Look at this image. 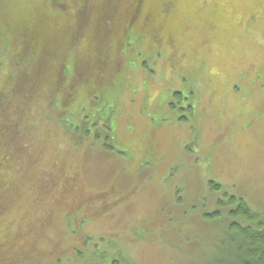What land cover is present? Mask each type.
<instances>
[{
	"label": "rangeland",
	"instance_id": "rangeland-1",
	"mask_svg": "<svg viewBox=\"0 0 264 264\" xmlns=\"http://www.w3.org/2000/svg\"><path fill=\"white\" fill-rule=\"evenodd\" d=\"M91 2L93 48L41 54L16 27L57 0H0L1 264H216L225 194L264 216V0Z\"/></svg>",
	"mask_w": 264,
	"mask_h": 264
},
{
	"label": "trees",
	"instance_id": "trees-1",
	"mask_svg": "<svg viewBox=\"0 0 264 264\" xmlns=\"http://www.w3.org/2000/svg\"><path fill=\"white\" fill-rule=\"evenodd\" d=\"M57 3H59L60 11L56 13L52 11L51 13V11L43 9L38 14H34V18L30 17L27 21L24 20L23 16L21 17V9L15 6L13 8L14 11L22 18L24 23H21V21V24L17 27L15 24H11L8 27V29L10 28L8 31L15 32L17 30L18 38L25 39L24 35L27 36L26 48L32 51L36 50V52L41 54H46L54 43H58L61 39L70 38V34L76 37L74 42L77 41L78 37H80V40L77 41L78 43L88 42L85 48L89 51V47L91 48L93 46V44L90 45L89 43H91V38L95 34L93 30L96 29V24L92 18L88 25L84 21H80V19L82 18L81 15L87 12L86 10H88L87 13L89 14L91 9L90 5L92 4L91 0H84L81 9H77L74 12L62 11L64 9L63 7L67 4V0H57ZM85 33H87L86 38ZM61 36L64 37L60 38ZM11 40L8 39V41ZM11 42L15 43V39ZM86 49L83 52L81 51L78 57V63H82V66H85V63L90 64V55L86 53ZM58 65L59 67L66 68V71H69V73L75 67L74 62L70 61L69 57L65 60L63 59V62ZM62 68L57 71L60 72ZM83 101L84 97L80 106L83 105ZM9 161H12L10 156H0V216L7 205L5 201L7 199V180L3 174L6 169H10L8 165ZM222 188L220 184L215 182H211L210 184L211 191H221ZM225 195L227 203L225 204L223 200H220L219 205L226 206L229 204L235 207V210L229 213V216L233 219L229 227L231 238L230 246L233 245V249L231 252L224 253L222 257L218 258L216 264H264V216L251 209L242 199L229 196L228 194ZM212 216L220 218L223 216V213L218 212L208 217L213 218ZM12 241L14 240H0V264L6 261L8 257L6 255L14 253L15 249H17L15 246H11Z\"/></svg>",
	"mask_w": 264,
	"mask_h": 264
},
{
	"label": "flooded vegetation",
	"instance_id": "flooded-vegetation-1",
	"mask_svg": "<svg viewBox=\"0 0 264 264\" xmlns=\"http://www.w3.org/2000/svg\"><path fill=\"white\" fill-rule=\"evenodd\" d=\"M68 185H69V187H71V188H74V187H75V185L73 184L72 180H70V178H68ZM86 205H87V204H86Z\"/></svg>",
	"mask_w": 264,
	"mask_h": 264
}]
</instances>
